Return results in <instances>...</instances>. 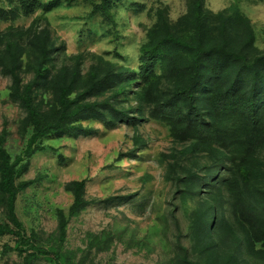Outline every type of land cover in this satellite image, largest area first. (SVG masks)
Here are the masks:
<instances>
[{
  "label": "trees",
  "instance_id": "trees-1",
  "mask_svg": "<svg viewBox=\"0 0 264 264\" xmlns=\"http://www.w3.org/2000/svg\"><path fill=\"white\" fill-rule=\"evenodd\" d=\"M76 1L0 0L8 7H0V22L13 23L37 10L44 15L61 3ZM81 1L91 5L92 14L113 24L110 9L120 0ZM39 20L26 29L9 24L0 30V73L9 77V96L24 112L19 130L22 135L29 132L14 160L4 148L6 131L0 132V204L7 217L0 223V237H14L13 251L24 264L48 254L58 260L59 254L34 247L26 237L14 210L18 192L32 182L16 186L15 179L26 171L28 160L44 150L39 145L43 139L92 135L93 129L83 125L90 121L107 129L119 123L135 129L155 121L180 147L162 158L171 161L166 166L182 199L188 195L199 200L193 228L194 243L201 251L190 254L189 260V250L181 249L179 264H264V49L255 46L249 20L236 10L211 17L203 0H189L176 25L158 13L147 41L138 49L135 68L105 63L85 76L80 56L51 75L49 67L59 50L48 25L39 26ZM26 50L32 55V77L23 83L19 70ZM44 84L53 104L42 111L34 99ZM128 87L134 88L137 104L132 115L118 106L126 100ZM106 94L110 96L102 101L89 100ZM192 156L211 164L195 170L197 166H187ZM179 157L184 161L181 171ZM85 184L81 180L67 186L72 203L67 217L57 213L59 244L65 240L68 220L99 203L83 199Z\"/></svg>",
  "mask_w": 264,
  "mask_h": 264
},
{
  "label": "rangeland",
  "instance_id": "rangeland-1",
  "mask_svg": "<svg viewBox=\"0 0 264 264\" xmlns=\"http://www.w3.org/2000/svg\"><path fill=\"white\" fill-rule=\"evenodd\" d=\"M188 5L189 0H120L110 9V24L92 14L88 2L78 0L70 5L61 3L44 15L37 10L13 23L0 22V30L9 24L26 29L34 19H40L39 26L48 25L59 50L49 67L51 75L62 65H73L80 56L79 68L85 76L91 68L105 63L135 68L138 49L147 41L146 33L158 13L176 25ZM0 7L8 8L4 3ZM203 9L211 17L238 11L249 20L257 49H264V0H203ZM31 65L32 55L26 50L19 70L23 83L32 77ZM10 85L9 77L0 73V132L6 131L4 148L14 160L24 149L29 132L22 135L19 130L24 112L10 98ZM127 90L126 100L118 106L132 115L137 107L134 88ZM109 96L89 100L102 101ZM34 102L42 111L52 106V93L46 84L35 91ZM83 125L94 133L75 139H43L39 145L44 150L34 154L26 171L15 179L16 186L32 182L18 192L14 210L26 237L34 247L59 254L58 260L48 254L32 264H179L181 249L189 250V260L191 255H199L193 228L199 200L188 199V195L182 199L175 191L173 174L166 166L171 161L162 155L180 147L174 145L167 128L155 121L135 129L124 123L109 129L94 121ZM183 162L179 157L180 171ZM187 163L199 171L211 164L202 156H192ZM81 180L86 181L83 199L99 203L68 220L65 240L59 244L57 213L67 217L72 203L67 186ZM6 222L5 208L0 204V223ZM14 241L11 235L0 237V264H24L23 257L13 251Z\"/></svg>",
  "mask_w": 264,
  "mask_h": 264
}]
</instances>
